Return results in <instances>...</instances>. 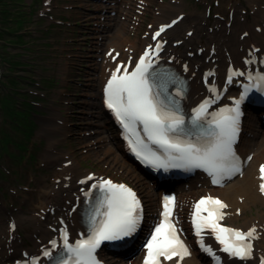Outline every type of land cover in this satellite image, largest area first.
Instances as JSON below:
<instances>
[{
    "label": "rangeland",
    "instance_id": "1",
    "mask_svg": "<svg viewBox=\"0 0 264 264\" xmlns=\"http://www.w3.org/2000/svg\"><path fill=\"white\" fill-rule=\"evenodd\" d=\"M109 1L16 0L15 6L21 9L24 18L14 17L7 21L0 15V46L5 47L21 62L19 66L11 63L14 73L10 75L23 77L19 79L20 85L13 87V91L9 90L12 86L0 90L4 94L0 101V207H6L7 212L4 213L19 223L31 214L32 204H37L36 189L41 179L54 182V170L60 168L67 150L72 151L75 159L80 161L74 178L79 171L88 169L117 179L141 174L131 163H126V169L105 163L92 150L94 147L101 149V146L92 147L89 145L92 141L86 142L88 138L94 137L92 129L95 130L94 124L97 121L91 123L89 113L92 111L87 104L90 103L93 108L94 100L100 104L97 97V94L101 96L103 81L100 66L106 55L107 42L113 38L109 32L113 25L106 26L105 29L100 26L105 22L104 17L111 16L106 13ZM168 3L177 4V8L166 7L164 11L157 8ZM103 4L108 7L105 8ZM119 5L120 8L124 5V9H128V13L124 14L126 19L122 20L129 26L126 28L127 33L137 47L149 27L155 26V18L169 20L178 12L184 13L191 18L192 26L202 27L201 32L206 36L214 28L223 27L231 31L235 25L234 15L237 9H242L241 5L251 10L246 0H123ZM257 5L264 9V0L258 1ZM112 7L114 6H110ZM247 10L244 12L245 17ZM243 11L242 9V13ZM176 47L184 49L182 44H177ZM136 52L138 49L134 54ZM5 70L7 66L0 67V72ZM32 78L35 82H30ZM8 91L13 94V98L7 95ZM9 99L11 102L14 99V103L11 104ZM94 110L98 114L97 109ZM250 113L251 110L248 109L247 115ZM61 114H65L71 125L68 136L60 134L57 129L60 125L57 120L62 118ZM16 116L18 117L15 118ZM54 117L56 121L52 122ZM247 125L250 124L246 117ZM262 126L256 137L258 141L264 136V125ZM111 131L116 136L112 129ZM248 133L245 127L242 135L246 137ZM53 137L56 138V144L52 143ZM50 143L55 149L47 153ZM117 146L119 143L114 142L116 149ZM140 193L147 205L145 192L140 189ZM58 201H61L60 197ZM250 211L254 213L252 215H256L264 212V208ZM151 215L152 212L147 211L144 224L148 225ZM32 229V224L28 221L16 232V237L25 241L24 247L30 245L29 233ZM141 238L139 236L137 244ZM20 256L21 252L18 257Z\"/></svg>",
    "mask_w": 264,
    "mask_h": 264
},
{
    "label": "snow or ice",
    "instance_id": "2",
    "mask_svg": "<svg viewBox=\"0 0 264 264\" xmlns=\"http://www.w3.org/2000/svg\"><path fill=\"white\" fill-rule=\"evenodd\" d=\"M170 26H162L153 39ZM161 47L157 43L156 51ZM150 52L151 48L145 51L131 71L127 66L118 64L104 89L105 105L122 127L132 153L154 169H203L212 177V183L217 185L225 178L242 174L240 158L234 148L240 133L241 104L253 90L264 93V72L230 70L228 83L232 82L234 76H246L248 81L242 85L243 91L239 97L233 98L232 106L209 111L220 98L213 85L209 89L213 95L195 107L186 120L179 101L168 92L167 85L171 78L152 70ZM254 62V56L245 61L247 64ZM261 63H264V59ZM182 94L178 86L175 96ZM259 174V191L264 194V164L259 166ZM92 179V176L86 178ZM92 190H98L100 196L89 217V234L70 243L67 229H64L61 233L62 253L54 258V264H100L96 251L102 243L131 237L139 229L143 206L131 187L101 178L91 185L85 195H90ZM227 207L219 198L202 197L192 206L190 217L200 248L212 256L217 264L220 257L211 245L206 244V234L214 237L222 252L242 261L251 259L253 241L259 238L255 227L242 231L221 224L226 215L223 210ZM175 210L176 197L165 195L160 212L162 219L146 241L143 264H162L161 258L168 261L179 258L182 261L190 255L188 246L181 238L179 221L174 218ZM50 243L52 249L43 251V256L53 258V251L58 246L55 240ZM32 264H39V259H33ZM261 264H264V258H261Z\"/></svg>",
    "mask_w": 264,
    "mask_h": 264
},
{
    "label": "bare ground",
    "instance_id": "3",
    "mask_svg": "<svg viewBox=\"0 0 264 264\" xmlns=\"http://www.w3.org/2000/svg\"><path fill=\"white\" fill-rule=\"evenodd\" d=\"M246 1L251 10H247L248 8L242 5L240 8L244 10L243 13L242 9H237L234 15L235 25L231 31L223 27L218 28V25H215L218 29L210 26L214 28V31L212 29L211 32H208L209 34L204 36L201 32L202 27L192 26V22H190L191 18L188 15L182 17L184 14L182 13L180 19L172 27L161 33V37L165 41L161 47L162 55L189 79L190 89L186 95L188 98L184 101L185 104L189 103L193 105L204 95L205 90L201 84V80L205 76L204 72L206 70L209 71L210 68L215 67L219 76L228 63H234L242 69L246 68V66L250 69L261 68L259 61L264 55V9L257 5V2L260 0ZM166 7L174 9L177 8V4L168 3L157 6L161 11H164ZM245 10H247V17L244 16ZM122 19L118 20L119 26L115 30H111L113 38L108 40L107 47L120 51L119 56L126 60L128 57H125L122 52L127 47L130 49L134 48L136 44L130 39L127 33L128 29H126L129 26H124L125 22ZM153 21L156 23L155 26L149 27L146 32L147 36L140 40L141 44L136 48L139 53L146 50L145 44L152 43L151 34L157 28L156 25L167 23V20L164 18H155ZM187 33L190 35H187ZM177 44H182L184 49L176 47ZM199 49L200 52L196 53ZM253 56L255 57L254 63H245V61L252 59ZM114 66L115 64L110 61V57L104 56L100 66L102 67L103 84L111 74ZM208 78L211 79L213 77L208 75ZM92 98L95 99V96H92ZM100 102V104L95 100L92 102L94 108L97 109L98 120L94 124V137L88 138L86 142L92 141L89 144L92 147L94 145L101 146V149L94 147L92 150L105 163L115 164L119 168L126 169L128 166L126 163H129V161L123 153L122 146H117V149L114 147L116 138L111 133L110 122H106L102 114L103 112L106 114L108 111L103 108L102 99ZM61 116L62 118L57 120L60 124L57 129L60 134L68 136L71 125L65 114H61ZM246 117L250 125L246 126L245 123V127H247L249 133L246 137L242 135L237 146V151L243 158L242 174H236L234 177L224 180L222 187L213 186L210 192L218 195L228 205L225 209L226 216L224 218V221L228 225L242 231L255 227L259 238L253 241V255L251 259L239 261L224 255L221 259V262L224 264H261V258H264V212L252 215L254 213L250 211L254 208H264V194H261L259 191V184L261 183L259 166L264 164V136L259 141L256 139L264 123L262 118L259 117V113H255L254 111H251L250 115ZM51 121L55 122L56 118H52ZM94 139H97V141H94ZM56 142V138L53 137L52 143L56 144ZM52 143L49 144L47 153L51 150L54 151L55 146ZM67 151L60 168L54 170L56 175L54 182L50 183L41 179L36 189L38 202L37 204H32L31 214L25 220L21 219L19 223L15 218H9L4 213L7 212L6 207H0V264H14L15 259L19 256V252H21L23 258L38 255L41 261L44 260L45 257L41 254V248L45 246L49 238L56 236L55 232L61 225L60 219H63L67 223V226L73 230L72 234L74 237L77 236L76 231L79 229L78 221L80 219L79 211L82 205L85 204L82 192L89 186V183L84 186L81 185L80 179L88 173V170L79 171V174L74 178L75 173L79 170L80 161L75 159L72 151ZM248 155L252 156L250 160L246 161ZM110 158L111 161L109 162ZM116 170L120 171L118 168ZM98 175L100 178L103 177L100 174ZM199 178L192 182V184L185 186L186 191L189 189L194 190L192 185H196L199 182L194 195L208 190L207 181L201 182ZM127 179L139 190L144 191L147 196L146 210L152 212V217L148 226L141 230V232L146 234L151 225L156 221L158 213L162 209V199L167 192L163 190V183L151 182V179L148 180L145 175H132ZM165 186L169 187L172 185L165 184ZM184 195L188 196L187 193H184ZM59 197L61 198L60 202L58 201ZM74 207L77 208L75 211H73ZM237 210H239L238 213ZM59 217L61 218L58 220ZM189 217L188 214L183 213V216L179 220L180 224L187 225L190 221ZM238 220H241V222L238 223ZM28 221L33 227L29 233L31 243L28 247H24L23 240L20 241L16 237V232ZM14 223L16 224V228L11 232L10 229L13 228ZM206 241L214 244V240L211 239L210 235L206 238ZM137 242L138 240L134 239L131 244L132 249L117 251L114 256L102 253L101 255L112 264H143L145 249L143 247L139 248ZM189 251L190 255L185 257L181 261V264H211L196 246H189ZM176 261L177 258L170 261L162 260V264H175Z\"/></svg>",
    "mask_w": 264,
    "mask_h": 264
},
{
    "label": "trees",
    "instance_id": "4",
    "mask_svg": "<svg viewBox=\"0 0 264 264\" xmlns=\"http://www.w3.org/2000/svg\"><path fill=\"white\" fill-rule=\"evenodd\" d=\"M16 0H0V15L7 21H10V19H14V17H19V18H24V13L21 12V9L17 8L15 6V4H17L15 2ZM19 5V4H18ZM19 16H16V15ZM1 36V34H0ZM5 40V39H3ZM0 50V60H1V66H7V70H5L4 72H0V90L3 88H5L6 86L10 87L12 86V89H9L10 91H13V87L14 86H19L21 80L19 79H23L22 76H20V78L18 76H12L10 75L13 74L14 72L12 71V67H11V63L13 62L15 66H19L21 64V62L19 60H16L14 58V55L12 56L10 54V52L5 48V47H1ZM13 66V67H15ZM25 72V71H24ZM26 73V72H25ZM34 78L30 79V82H35V80H33ZM33 80V81H32ZM26 81V80H25ZM8 91L7 95L10 96L11 98L13 94H11V92ZM4 94L0 93V101L2 100V96ZM9 98V97H8ZM9 102L12 104L14 103V99L13 102L10 101ZM11 106L9 105L8 108H10ZM18 110H20L18 108ZM22 112V110H20ZM18 116H16L15 118H17ZM14 118V119H15Z\"/></svg>",
    "mask_w": 264,
    "mask_h": 264
}]
</instances>
